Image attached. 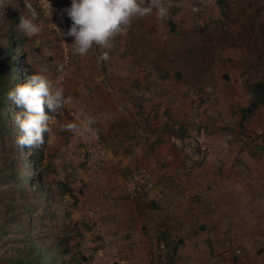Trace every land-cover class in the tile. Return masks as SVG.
<instances>
[{"label":"rangeland","instance_id":"rangeland-1","mask_svg":"<svg viewBox=\"0 0 264 264\" xmlns=\"http://www.w3.org/2000/svg\"><path fill=\"white\" fill-rule=\"evenodd\" d=\"M49 3L52 9L46 7V0H0V46L5 49L4 39L12 35L20 44L15 46L19 55L11 61L24 57L34 74L41 67H47L50 78L64 88L65 96L71 97V103L61 113H50L48 122V133L63 129L60 133L66 136V142L60 162L56 160L47 169L46 156L40 161L46 169L42 181L53 199L43 207L49 237L44 241L39 239V246L45 244L47 247L52 239L70 251L64 256L67 264H76L72 262L74 253L85 255L87 260L83 264H117L116 257L110 259L106 253L108 260H96L97 242L106 236L112 240L118 257H126L127 264H132L133 259V264H166L167 257L161 259L153 249L157 239L164 241L168 250L174 243L169 230L172 221L167 210L162 205L157 214L149 215L146 209L151 207L150 204L130 201L123 195L122 186L140 168L151 177L150 161L155 152L152 147L162 144L170 135H160L153 140L147 130L152 129L151 123L158 125L164 113H243L246 108H242L239 102L228 105L226 96L229 97L231 91L227 88L234 90L235 87L224 83L233 78L229 72H233L230 64L238 68L235 83L245 78L247 63L242 61L245 55L239 50L243 52L249 47L253 51V65H263L256 30L258 20L264 17V0H164L169 7L164 20L158 19L155 11L150 16L136 18L130 27L114 37L110 49L95 46L86 56L74 55L72 38L59 37L53 25L67 32L71 20L64 9L70 6V0H49ZM29 4L36 11V22L42 28L36 36H27L17 29L21 15L29 16ZM203 32L209 33V45L202 44L206 55L187 54L186 46L199 43ZM103 51L109 52V59L97 63L96 57ZM184 55L190 61L195 59L191 67L194 69L195 65L201 69L200 79L211 80L213 89L218 92L224 89V93L217 99L198 96L192 100L190 91L195 87H184V74L194 72L184 69ZM258 69L252 68L249 72L254 76L250 81L264 79V74L256 72ZM241 88L243 93L245 87ZM11 112L13 114V110ZM85 115L97 118L94 127L100 130L98 139L67 130L68 123L78 122ZM140 123L146 131H139ZM9 125L16 128L14 118ZM234 129L237 134L243 133V144L257 139L264 143V131L257 135L245 126L241 128L239 123ZM235 133L230 141L240 142ZM226 135L230 133H221L223 137ZM175 139L177 145L178 139ZM11 140L10 132L3 142L0 141V170L3 169L2 157L8 153L2 148L9 150ZM88 143L101 148L96 169L87 163L85 147ZM21 166L26 168L28 163H21ZM52 181L60 183L58 188L55 187L57 192L52 189ZM26 183L25 191L20 187V191L15 192L18 183L0 181V212L8 204L30 201L35 193L31 190L33 181ZM64 211L69 214L67 220L63 219ZM39 226L33 228L35 232ZM25 227L30 226L25 223ZM65 237H68L67 242L62 240ZM142 241L146 251L140 250ZM134 243L139 245L135 250L138 257L132 251ZM0 255L4 257L0 264H10L5 260L10 257L8 251L2 245Z\"/></svg>","mask_w":264,"mask_h":264},{"label":"crops","instance_id":"crops-1","mask_svg":"<svg viewBox=\"0 0 264 264\" xmlns=\"http://www.w3.org/2000/svg\"><path fill=\"white\" fill-rule=\"evenodd\" d=\"M261 22H264V17L258 20V24ZM256 31L258 52L264 65V48L258 25ZM200 38L199 43L186 46L187 54L194 53L197 57L200 53L206 55L202 44L209 45V33L203 32ZM248 48H244L243 52L239 50L240 54L245 55L242 61L247 63L244 79L235 83L238 68L235 64L229 65L233 78L229 82L224 81V84L230 83L235 87L234 90L227 88L231 91L229 97L226 96L229 106L234 101L239 102L242 108H248L249 85L264 81H250L254 76L249 72L252 68L257 70L259 66L251 62L253 51ZM231 55L236 56L234 53ZM190 60L184 55V69L194 72L192 75L184 74V87H195V90L192 88L190 91L192 100L198 96L217 99L224 89L218 92L210 85L211 80L200 79L201 69L194 65V71L191 65L195 59ZM263 65L256 71L261 75L264 74ZM242 86L245 87L243 93ZM185 92L184 88V98ZM226 97H223L224 100ZM263 109L264 105L260 106L242 122L243 126L257 135L264 131ZM162 116L158 125L151 123L152 129L147 130L150 138L154 140L160 135H170L169 138H177L178 141L177 145L171 143L166 136L165 142L152 147L155 152L150 161L151 179L161 198L158 202L150 203L149 206H152L146 211L149 215L157 214L162 205L167 210L172 221L171 227L168 225L174 242L172 247H176L174 264H264V143L258 139L246 144L241 142L243 134L235 133L234 126L240 124L242 113H164ZM140 127L139 131H146L141 123ZM57 130L49 135L46 148L52 165L56 160L60 162L65 152L66 136L60 133L63 129ZM224 131L230 135L221 136ZM234 133L241 143L230 141ZM184 167H190L191 172L181 176L179 170ZM189 196L191 198L186 199ZM143 242L140 250L146 251ZM226 243L238 248L241 255L235 256L226 248ZM133 245L135 249L132 251H135L139 245ZM155 245L156 241L153 252ZM95 257L97 261L109 259Z\"/></svg>","mask_w":264,"mask_h":264},{"label":"clouds","instance_id":"clouds-1","mask_svg":"<svg viewBox=\"0 0 264 264\" xmlns=\"http://www.w3.org/2000/svg\"><path fill=\"white\" fill-rule=\"evenodd\" d=\"M46 7L52 9L49 0H46ZM27 8L29 16L21 15L17 29L27 36H36L40 34L42 28L36 22V11L30 4ZM154 11L158 19L164 20L169 14V7L165 5L164 0H70V6L64 9L66 16L71 20L67 32H62L55 24H52L59 37L63 38L66 35L72 38L74 55L86 56L95 46L110 49L114 37L130 27L134 19L150 16ZM1 49L5 51L6 47ZM15 55H19V52L15 51L11 59ZM23 58L19 61L9 60L13 65L9 69L15 82L14 88L8 93L9 105L6 113L8 123L14 118L16 127L13 129L10 126L12 129L10 147L12 146L14 154L21 157L15 168V180L11 182L18 183L17 186L25 191L26 182L33 181L32 191H38L39 187L46 191L48 188L42 181L46 169L40 161L46 156L47 169L52 167V159L46 154L49 137L45 136V133L50 132L48 125L50 113L56 115L61 113L65 106L71 103V97L65 96L64 88L50 78L47 67H41L34 74ZM96 59L97 63L107 61L109 52H101ZM9 100L13 104H10ZM96 123L95 116L85 115L78 122L68 123L66 128L76 135H87L98 139L100 130L94 127ZM21 163L24 165L28 163V166L22 168ZM20 168H22V174L19 173ZM52 183L53 191L57 192L55 187L58 188L60 183L53 181ZM49 196L50 201H46L44 205L51 203L53 199L51 192ZM97 245L96 252L100 247V240ZM106 257L104 253V257L101 258Z\"/></svg>","mask_w":264,"mask_h":264},{"label":"trees","instance_id":"trees-1","mask_svg":"<svg viewBox=\"0 0 264 264\" xmlns=\"http://www.w3.org/2000/svg\"><path fill=\"white\" fill-rule=\"evenodd\" d=\"M173 27L174 25H172V28ZM172 28L171 30H173ZM258 30L261 44L264 48V22L258 24ZM4 40L6 42L5 51H2L0 47V141L2 142L10 132L12 133L6 113L8 109L7 106L9 105L7 101L8 93L14 88L15 82L10 71L11 69H9L13 65L9 60L16 51L15 46H19L20 44L19 41L13 39L12 35ZM249 91V106L242 110V122L251 116L256 109L264 105V81L253 82L249 85ZM242 122L240 123L241 128L243 127ZM242 134L241 132V135ZM48 135L49 133H45L47 138L49 137ZM2 149L8 153L2 157L3 169L0 170V181H14L16 177L15 168L21 157L13 153L12 146L9 150L6 147ZM30 174L34 176L32 172H30ZM14 191H20V187L14 188ZM49 192L51 191H44L39 187L38 191L33 193L29 202L15 203V205L8 204L7 208L0 212V245L6 247V251H8L9 254L8 256L10 257H6L8 259L5 260L10 264H67L64 256L70 254V251L54 243L52 239L47 247L45 244L39 246V244H41L38 242L39 239L44 241L49 237V233L45 230L46 219L43 211L44 203L48 201L50 197ZM152 202L147 203L150 204ZM54 216H56V214H54ZM63 219H69V214L66 211L63 212ZM52 220L53 218L51 221ZM13 223H16V225ZM25 223L29 224L30 227L26 229ZM36 225L40 226L35 232L33 228H36ZM62 240L67 242L68 237ZM98 243L99 242H97V244ZM55 253H57V255H55ZM175 253L176 247H172L168 252L166 264L175 263ZM84 256L85 255L81 253H74L72 254V262L82 264L87 260ZM2 259H4V257L0 255V262Z\"/></svg>","mask_w":264,"mask_h":264},{"label":"built area","instance_id":"built-area-1","mask_svg":"<svg viewBox=\"0 0 264 264\" xmlns=\"http://www.w3.org/2000/svg\"><path fill=\"white\" fill-rule=\"evenodd\" d=\"M175 141L176 140L172 137L171 143H175ZM85 148L88 165L96 169L99 165V154L101 155V148L96 146L92 147L90 143H88ZM190 172V167H184L179 170V174L181 176L188 175ZM121 191L125 197L137 204L152 201L158 202L161 198L160 193H157L156 191L155 184L151 177H149L147 171L142 168L137 169L132 173L131 177L123 184ZM187 198L190 199L191 196L186 197V199ZM90 213L92 214L91 211ZM225 246L228 250H231L235 256L241 255V251L238 248H233V245L226 243ZM132 248L135 249V245H132ZM155 251L161 259H165L169 252L166 243L160 239L156 240ZM104 253L108 254L109 257H116V259H114L117 264H126L127 260L124 257H118L117 251L112 245V240L106 236H102L100 238V247L96 254L101 258L104 257Z\"/></svg>","mask_w":264,"mask_h":264}]
</instances>
